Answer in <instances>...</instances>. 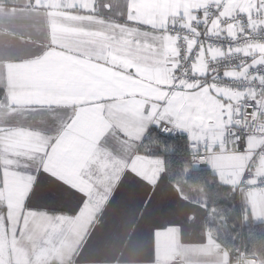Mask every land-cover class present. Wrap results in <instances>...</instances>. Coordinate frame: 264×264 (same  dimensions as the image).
Segmentation results:
<instances>
[{"label":"snow or ice","instance_id":"1","mask_svg":"<svg viewBox=\"0 0 264 264\" xmlns=\"http://www.w3.org/2000/svg\"><path fill=\"white\" fill-rule=\"evenodd\" d=\"M0 264H264V0H0Z\"/></svg>","mask_w":264,"mask_h":264},{"label":"crops","instance_id":"2","mask_svg":"<svg viewBox=\"0 0 264 264\" xmlns=\"http://www.w3.org/2000/svg\"><path fill=\"white\" fill-rule=\"evenodd\" d=\"M200 166V165H199ZM205 167H207L205 165ZM145 189L138 187L130 181H126L121 192L118 193V203L123 200L135 201L139 204L144 197ZM151 195V192L148 193ZM34 203L55 207H69L75 204L71 193L58 189L45 180H40L36 186V197ZM151 215L157 223L165 224L169 220L182 218L184 209L177 203L170 184L167 180L161 185L152 201ZM192 239H199L198 235Z\"/></svg>","mask_w":264,"mask_h":264},{"label":"trees","instance_id":"3","mask_svg":"<svg viewBox=\"0 0 264 264\" xmlns=\"http://www.w3.org/2000/svg\"><path fill=\"white\" fill-rule=\"evenodd\" d=\"M153 135L159 138L160 143L153 145V149L159 152L170 165L173 174H179L183 170V166L188 162V155L185 150L186 139L178 138L172 139L168 135L162 134L159 129L153 130ZM165 147H172L168 151H164ZM210 170L207 167H200L191 169L188 175L189 179L197 177H204L209 175ZM234 202L230 198H221L218 202V206L221 208H228L233 206ZM232 222L231 220L229 221ZM255 232H259V225H256L252 229ZM248 229H244L242 235L246 236Z\"/></svg>","mask_w":264,"mask_h":264},{"label":"built area","instance_id":"4","mask_svg":"<svg viewBox=\"0 0 264 264\" xmlns=\"http://www.w3.org/2000/svg\"><path fill=\"white\" fill-rule=\"evenodd\" d=\"M162 134H165V133H163V132H161ZM165 135H168L170 138H172V139H178V138H184V139H186V137H184L182 134H180V133H177V134H171V135H169V134H165Z\"/></svg>","mask_w":264,"mask_h":264},{"label":"water","instance_id":"5","mask_svg":"<svg viewBox=\"0 0 264 264\" xmlns=\"http://www.w3.org/2000/svg\"><path fill=\"white\" fill-rule=\"evenodd\" d=\"M200 167H205V165L202 164V165H200Z\"/></svg>","mask_w":264,"mask_h":264}]
</instances>
